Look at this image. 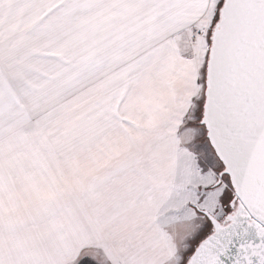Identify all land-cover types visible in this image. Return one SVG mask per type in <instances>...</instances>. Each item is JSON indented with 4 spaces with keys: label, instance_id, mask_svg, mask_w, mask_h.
<instances>
[{
    "label": "snow or ice",
    "instance_id": "1",
    "mask_svg": "<svg viewBox=\"0 0 264 264\" xmlns=\"http://www.w3.org/2000/svg\"><path fill=\"white\" fill-rule=\"evenodd\" d=\"M0 264H264V0H0Z\"/></svg>",
    "mask_w": 264,
    "mask_h": 264
}]
</instances>
